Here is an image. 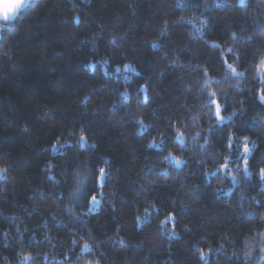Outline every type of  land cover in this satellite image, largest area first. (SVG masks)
Listing matches in <instances>:
<instances>
[{"label": "trees", "instance_id": "16d2710c", "mask_svg": "<svg viewBox=\"0 0 264 264\" xmlns=\"http://www.w3.org/2000/svg\"><path fill=\"white\" fill-rule=\"evenodd\" d=\"M8 23L0 264H264V0H31ZM197 109L200 151L177 135Z\"/></svg>", "mask_w": 264, "mask_h": 264}, {"label": "snow or ice", "instance_id": "6c2138e0", "mask_svg": "<svg viewBox=\"0 0 264 264\" xmlns=\"http://www.w3.org/2000/svg\"><path fill=\"white\" fill-rule=\"evenodd\" d=\"M31 2V0H19V3L15 4L13 7H10L8 9V11L0 14V19L3 20V23H0V29L4 28V27H8L9 25V21H12L13 19L17 18L18 14L21 12L22 9H24L29 3ZM237 3L240 4L241 6H246V0H237ZM201 29H197V31H200ZM233 36L236 35V33H232ZM229 51H232L231 49H229ZM236 62L233 61V63H228L227 64V68L229 69V72L226 73V75H233V76H244L245 74L242 72H237V68L234 67V64ZM125 68L131 67V65H124ZM256 72L257 74H260L262 78H264V55H261L259 58V63L256 65ZM253 79H255V76L253 77ZM205 83H207V81H205ZM209 96L213 97V99L211 100V104L214 105V110L210 109V113H213L214 111V115H215V121L216 122H220L222 121L225 117L221 114L222 113V105L217 101L216 97V93L215 92H209ZM258 98L260 101L264 102V90H261L260 93L258 94ZM233 115H235V113H233ZM140 124L142 127H146V125L143 124V121H140ZM261 127H264V123L261 124ZM177 135L180 136L181 138L183 137V134L179 131V129H177ZM245 140H247V137H244ZM80 140L83 141L85 140V137L83 135L80 136ZM229 140H231V137H229ZM250 151V149L245 146L244 147V153L245 156L247 155V153ZM225 159H227V157H225ZM176 163H179L178 160L175 161ZM245 166H247L248 161L247 159H245L244 161ZM221 168H227V164H222ZM5 169H0V172H4ZM100 172V176L103 177L104 175H106L105 170L103 168L99 169ZM259 174L261 175L262 178H264V167H261L259 169ZM82 181H78V183H81ZM91 203L94 204H98L100 203V201L97 200L95 195L91 196ZM172 215L170 214L167 219L168 220H172ZM174 234V233H172ZM261 236L264 237V233H261ZM75 243V241L73 242ZM84 248H89L90 245L88 244H84L83 245ZM262 251H264V249H262ZM199 256L201 259H206L207 258V252L200 250L199 251ZM24 261H30L31 257L30 256H25L23 257ZM95 264H100L99 260H97L95 262Z\"/></svg>", "mask_w": 264, "mask_h": 264}, {"label": "clouds", "instance_id": "9594fccd", "mask_svg": "<svg viewBox=\"0 0 264 264\" xmlns=\"http://www.w3.org/2000/svg\"><path fill=\"white\" fill-rule=\"evenodd\" d=\"M17 3H19V0H11V2H10V0H0V14L8 11V9L10 7H13ZM209 92H215L216 93V91H209ZM209 92H208V95H209ZM201 107L206 108L207 107V101H205L201 105ZM208 113H210V108L208 109V112L205 113L204 115H207ZM187 119H189L191 121V128H189L188 126H185L184 121L182 120V121H180V125H181V127H183L184 131L181 133L185 137L186 141L192 142L193 146L196 148V151H200L204 148V145L209 143V139L207 136H204L202 143L197 144L196 138L199 137L201 132H202V129L200 127L201 113H200L199 109L194 111L189 117H187ZM212 126H213L212 123H209L208 127L211 128ZM247 140H250V138L247 137ZM245 146H247V144H245ZM169 157H171L175 161L178 160L179 163L184 159L183 155L174 156L171 152H169V154L167 156H165L164 159L168 160ZM218 166L221 167V165H218ZM0 169H3V168H0ZM3 173L4 172H0V179L5 178L3 176ZM226 175L231 176L232 173L228 172V173H226ZM233 179H235L234 176H233ZM25 256H30V255L21 254V257H20L21 261H24L23 257H25ZM32 259L33 258L31 257V260Z\"/></svg>", "mask_w": 264, "mask_h": 264}, {"label": "rangeland", "instance_id": "374dc122", "mask_svg": "<svg viewBox=\"0 0 264 264\" xmlns=\"http://www.w3.org/2000/svg\"><path fill=\"white\" fill-rule=\"evenodd\" d=\"M10 2H11V0H10ZM0 21H3L2 19H0ZM124 69L125 70H130V71H134V68L131 66V67H128V68H125L124 67ZM257 77L262 81L263 80V78L261 77V75L260 74H257ZM262 102V101H261ZM262 103H264V102H262ZM101 181H102V177L100 176L99 177V180H98V182H99V184H101Z\"/></svg>", "mask_w": 264, "mask_h": 264}]
</instances>
